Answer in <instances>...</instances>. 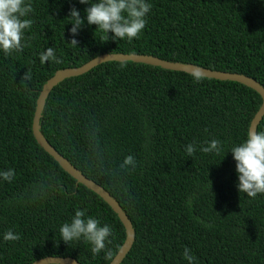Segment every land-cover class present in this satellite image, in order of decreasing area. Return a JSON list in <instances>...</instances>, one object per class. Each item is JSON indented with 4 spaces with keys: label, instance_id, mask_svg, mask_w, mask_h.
I'll return each mask as SVG.
<instances>
[{
    "label": "trees",
    "instance_id": "1",
    "mask_svg": "<svg viewBox=\"0 0 264 264\" xmlns=\"http://www.w3.org/2000/svg\"><path fill=\"white\" fill-rule=\"evenodd\" d=\"M95 2V0H89ZM152 5L137 39L117 41L87 25L79 0H26L33 21L25 47L0 51V264L71 258L110 264L125 239L113 211L76 184L36 143L35 103L57 72L104 54L144 55L171 63L242 75L264 88V0H146ZM76 8L85 25L73 36ZM76 39L78 45H70ZM52 47L61 63L40 62ZM123 66V67H122ZM30 72V80H22ZM261 105L253 90L229 81L131 62H109L64 80L49 94L39 122L49 145L120 206L134 231L121 264H264V194L239 193L230 152L246 139ZM258 130L264 131V117ZM217 139L221 151L204 153ZM195 144L189 157L185 148ZM136 167L122 169L127 156ZM76 210L112 230L105 253L83 240H61L60 228ZM8 230L20 236L5 241Z\"/></svg>",
    "mask_w": 264,
    "mask_h": 264
},
{
    "label": "clouds",
    "instance_id": "2",
    "mask_svg": "<svg viewBox=\"0 0 264 264\" xmlns=\"http://www.w3.org/2000/svg\"><path fill=\"white\" fill-rule=\"evenodd\" d=\"M79 3L90 5L85 9L87 25L97 26L96 32H103L108 37L109 33H113L112 39L114 40L126 39L129 42L137 39L145 29L146 17L152 8V5L146 0H95L91 3L89 0H79ZM32 12V5L26 3V0H0V51L5 56L20 52L25 47L23 43L25 31L31 29L33 24V21L27 17ZM68 19L72 24V35H78L85 25V20L81 18L80 12L74 7L71 9ZM70 45L77 46L78 41L73 39ZM49 61L62 62L57 59L55 49L52 47L40 54L41 64ZM191 75L195 83H200L204 79V73L198 69L193 70ZM30 79V72H27L22 78V80ZM256 122L247 131L246 139L230 150L236 161L238 191L245 193L249 198H256L258 194H264V131L258 130L259 125L257 126ZM205 144L206 146L200 148V151L204 153L219 154L221 151V143L217 139L206 141ZM196 150L195 144L191 143L185 148L189 157ZM129 166L136 167L135 158L131 155L127 156L120 165L122 169H127ZM14 176V169L0 171V178L4 181L11 182ZM111 234L110 226H101L99 220L90 216L86 217V211L82 210H76L71 222L64 223L60 228L63 242L71 245L74 241L83 240L91 245V252L94 256L104 252L107 260H111L113 255L107 248ZM3 239L9 242L18 241L20 236L8 230L3 234ZM183 256L189 264H194L195 258L187 247L184 249Z\"/></svg>",
    "mask_w": 264,
    "mask_h": 264
},
{
    "label": "water",
    "instance_id": "3",
    "mask_svg": "<svg viewBox=\"0 0 264 264\" xmlns=\"http://www.w3.org/2000/svg\"><path fill=\"white\" fill-rule=\"evenodd\" d=\"M109 62H116V63L131 62L135 64L158 67L160 69L167 71L185 73L188 75H191V72L193 70L198 69L204 73V78L206 79H212V80L224 81V82L229 81L243 85L256 92L261 98V105L258 111L253 116L249 128L259 118V121L256 122L258 126L262 118L264 117V88L261 87L256 81L242 75L211 71L189 64L171 63L151 56L123 55V54H104L92 59L91 61L82 65L81 67L57 71L42 86L35 103V110L32 119V126H31L32 135L38 146L45 153H47L65 173H67L72 179H74L76 184L82 185L87 190L97 195L117 216L118 220L120 221V223L124 228L125 239L122 246L118 250L115 257L112 259L110 264H121L125 259V257L127 256V254L129 253V251L131 250L132 245L134 243V231L130 221L128 220L125 213L121 210L117 202L102 187L94 183L92 180L87 179L84 175H82L81 172H79L76 168H74L66 159H64L60 154H58L55 151L54 148H52L49 145V143L41 134L40 125H39L42 112L44 110L45 102L51 91L57 85H59L66 79L82 76L88 73L89 71H91L92 69L96 68L97 66ZM32 264H79V263L71 258L46 257L37 260Z\"/></svg>",
    "mask_w": 264,
    "mask_h": 264
}]
</instances>
